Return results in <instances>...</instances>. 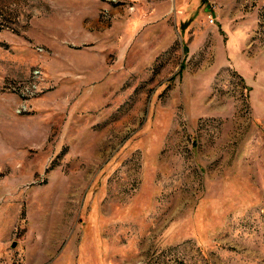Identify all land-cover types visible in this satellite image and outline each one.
<instances>
[{
  "label": "rangeland",
  "instance_id": "374dc122",
  "mask_svg": "<svg viewBox=\"0 0 264 264\" xmlns=\"http://www.w3.org/2000/svg\"><path fill=\"white\" fill-rule=\"evenodd\" d=\"M0 264H264V0H0Z\"/></svg>",
  "mask_w": 264,
  "mask_h": 264
}]
</instances>
